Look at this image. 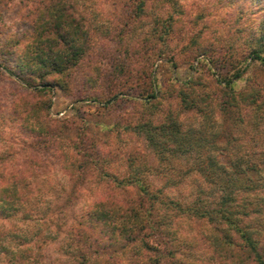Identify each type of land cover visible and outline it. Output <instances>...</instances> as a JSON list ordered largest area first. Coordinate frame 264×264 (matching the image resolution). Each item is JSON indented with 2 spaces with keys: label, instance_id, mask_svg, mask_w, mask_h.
Listing matches in <instances>:
<instances>
[{
  "label": "trees",
  "instance_id": "trees-1",
  "mask_svg": "<svg viewBox=\"0 0 264 264\" xmlns=\"http://www.w3.org/2000/svg\"><path fill=\"white\" fill-rule=\"evenodd\" d=\"M11 1L0 0V11ZM20 2L27 6L23 16L29 19L30 30L19 49L5 47L0 50V72L4 70L19 80V94L11 105L13 115L19 119L21 145L31 152L24 160L30 169L0 166L2 217L21 208L31 217L32 210L25 207L32 187L25 178L37 175L36 168L48 166L50 158L61 161L60 169L70 175L79 174L88 164L100 161L96 156L100 149L91 143L84 149L76 145L65 149V142L58 134L68 127L63 121L49 117V103L44 95L54 86L68 90L78 72L84 81L93 78L97 66L90 56L94 41L103 29L79 9L84 0ZM131 2L135 23L141 14L148 12L147 7L172 6L173 3L172 0ZM221 3L222 6H261L259 10L264 14V0H221ZM171 17L167 14L162 18V28L155 38L166 41L168 33L174 30ZM238 17L243 18V15ZM122 25L114 33L117 43L126 42L123 53L137 56L142 50L139 44L135 46L129 40L135 28L126 19ZM210 46L207 39L193 38L186 46L194 52L195 58L200 55L205 58L201 62L208 73L211 70L208 61L213 62L208 56ZM217 52L229 54L227 58L221 56L222 61L229 59L234 64L217 76L210 73L209 82L214 88L211 95L199 82L200 74L180 82V89H172L168 95L177 97L182 109L189 113L187 125L179 123L171 114L158 122L152 120L151 109L165 94L161 83H146L149 75L144 62L137 65L131 60L127 67L117 63L110 75V81L116 85L131 78L142 79L137 95L130 98L141 107L142 117L127 127H132L144 138L159 163L158 173L169 175L170 179L177 172L184 176L190 174V168L180 170L170 163L179 155L193 154L198 161L192 169L220 191L216 198L213 201L200 197L180 200L170 197L164 186L154 188L144 179L147 162L136 149L126 154L128 173L115 179L114 187L125 194L113 193L114 187L110 186L104 195L74 218L68 244L74 247L75 253L68 264H123L120 257L125 254L129 255L125 264H264V151H233L238 147L236 139L248 145L251 142V147L264 145V103L258 99L264 96V90L250 86L251 78H245L251 64L264 69V15L246 50L227 43ZM242 79L248 83L238 89L236 85ZM124 93L110 87L83 97L106 104ZM217 113L221 117L227 115L230 120L228 129L224 127L225 132ZM147 166L153 169L151 164ZM203 191L211 193V189ZM179 222L200 227L199 233L187 236L179 232ZM202 225L207 226L206 231L201 229ZM196 249L200 251L192 252ZM0 251L6 255L4 264L41 263L39 255L33 253V246H13L11 241H6V233L2 230Z\"/></svg>",
  "mask_w": 264,
  "mask_h": 264
},
{
  "label": "rangeland",
  "instance_id": "rangeland-1",
  "mask_svg": "<svg viewBox=\"0 0 264 264\" xmlns=\"http://www.w3.org/2000/svg\"><path fill=\"white\" fill-rule=\"evenodd\" d=\"M172 2V6H151L150 9L147 7L148 12L141 14L136 23L131 16V0H84L79 6L94 24L103 29V33L101 32L94 41L90 56L97 66L94 69L96 71L88 82L84 81L78 72L68 90L54 86L49 88L44 96L49 103V117L63 121L68 127L58 134L65 142V149L71 148L72 145L84 149L88 144H92L97 150L100 149L96 155L100 161L88 164L79 174L70 175L60 169L61 161L55 157L50 158L48 166L36 168L37 175L25 178L32 187L28 205L25 207L32 210L31 217L23 208L7 217L0 216V230L6 233V241H11L15 247L25 244L33 246V253L39 255L40 264H68L75 253L74 247L68 244L74 218L86 211L96 198L104 195L108 187H114L115 179L119 180L128 173L126 154L133 153L136 149L143 155L147 165L153 166L151 169L146 165L144 179L154 188L164 186L170 197L187 201L200 197L213 201L220 192L194 172L192 168H195L194 162L198 160L193 158V154L188 157L179 155L176 159L172 158L170 163L180 170L190 168V174L184 176L177 172L170 179L169 175L158 173L159 163L144 138L132 127H127L134 125L142 117L141 107L136 106L130 99L137 95L142 79L131 78L116 85L117 83L110 81V75L117 63L127 67L131 60L136 61L137 65L144 62L146 73L149 75L146 83H161L165 94L151 109L152 120L158 122L167 114H171L179 123L187 125L190 122L189 113L182 109L177 97L168 96L171 90H179L180 82L200 74L199 82L205 85V92L211 95L214 88L209 82L210 73L214 72L217 76L218 72H225L229 65L234 64L229 59L222 61L221 56L225 55L227 58L229 54L218 53L217 49L227 43H234L239 46V50H246L256 35L258 26L262 24L264 14L259 10L261 6H222L221 0ZM26 7L20 0H12L8 6L1 9L0 50L5 47L17 50L25 43L26 33L30 30L29 19L23 16ZM167 14L172 16L171 27L174 30L168 33L166 41L163 42L155 37L162 28V18ZM240 14L243 18L238 17ZM125 19L133 29L135 28L129 40L135 46L139 44L138 48L142 51L137 56L123 53V44L126 42L119 45L118 37L114 36V33L122 28ZM192 38L198 41L207 39V43L212 44L209 49L211 54L208 56L213 62L209 63L207 58L211 66L210 73L206 72V66L201 62L205 58L202 55L195 58L194 52L186 47ZM247 76L251 78L249 83L244 79L238 81V89L248 83L264 90L263 68L251 64L245 78ZM18 82L15 76L4 70L0 72V166L21 167L28 171L30 166L24 160L26 154L31 152L21 145V127L18 117L13 115L11 105L19 94ZM110 87L125 93L106 104L83 97L98 90H109ZM258 99L264 103L263 95ZM216 116L222 119L223 124L220 127L225 132L224 127L228 129L230 120L227 115L221 117L217 113ZM233 117L237 119L238 115ZM235 132L237 134V130ZM240 134L239 132L237 136ZM235 143L238 147H233L234 152L260 149L264 151V145L261 144L251 147V142L248 145L239 139H236ZM254 143L253 141L252 145ZM167 170L170 171L169 168ZM204 189H211V193L204 192ZM112 190L119 196L125 194L115 187ZM173 225L175 226V223ZM178 226L179 232L187 236L198 234L200 229L196 225L181 222ZM203 228L206 231L207 226L202 225L201 229ZM128 257V254L120 257L123 264ZM5 259L6 255L0 251V264H4Z\"/></svg>",
  "mask_w": 264,
  "mask_h": 264
}]
</instances>
